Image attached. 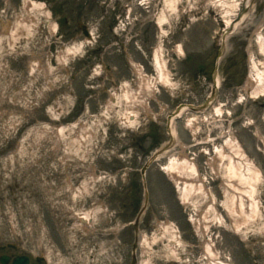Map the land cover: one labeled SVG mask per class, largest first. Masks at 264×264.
I'll list each match as a JSON object with an SVG mask.
<instances>
[{"label": "rangeland", "instance_id": "rangeland-1", "mask_svg": "<svg viewBox=\"0 0 264 264\" xmlns=\"http://www.w3.org/2000/svg\"><path fill=\"white\" fill-rule=\"evenodd\" d=\"M219 1L176 0L168 8L166 0H0L3 251L26 255L30 264H129L136 240L134 264L145 258L149 264H207L202 248L211 239L221 261L264 264V232L256 230L264 227V97L244 89L250 56L264 60L256 43L258 34L264 36V0L249 1L217 59L212 36L229 17ZM162 14L167 20L159 26ZM81 43L80 51L66 52ZM159 45L170 85L155 82L137 97L128 110L134 120L127 122L126 108L121 99L112 102L111 92L119 95L124 84L136 91L138 72L154 81L152 57ZM178 45L183 54L176 53ZM212 96L203 112L188 110L173 120L171 147L142 175L151 155L168 145L166 117L179 104L198 106ZM214 107L222 109L220 116ZM191 117L195 136L186 125ZM228 132L261 173L259 222H252L245 239L228 227L221 179L204 154L212 151L206 137L219 145ZM182 150L225 221L210 223L203 237L190 217L196 222L209 199L197 207L181 203L162 170ZM85 213L90 219L82 223ZM164 223L182 239L176 259L166 258L169 242L157 235Z\"/></svg>", "mask_w": 264, "mask_h": 264}, {"label": "bare ground", "instance_id": "bare-ground-1", "mask_svg": "<svg viewBox=\"0 0 264 264\" xmlns=\"http://www.w3.org/2000/svg\"><path fill=\"white\" fill-rule=\"evenodd\" d=\"M219 1V0H218ZM239 1L235 2H225L219 1L224 9V14L229 17L225 21V25L228 27L227 35L233 32L234 29L243 21L246 14L242 15V18L239 22L233 23L232 17L238 9ZM245 5H249L250 0H244ZM176 0H166V6L172 7L176 5ZM29 5L31 7L41 8L42 4L34 1H30ZM165 15H161L158 18V24L161 26L166 21ZM224 40V35L222 43ZM256 43L258 44L259 51L264 56V36L261 34L257 35ZM81 44L75 45L74 47L66 49L67 53H75L80 51ZM223 47V44L222 46ZM162 47L159 45L153 53V66L156 71L155 80H150L149 77L144 76L141 72H138V89L136 91L131 90L126 84H124L120 89L121 93L118 95L115 91L111 92L112 102L121 99V104L124 105L125 109V120L128 122V115H132V110L129 112V107L133 104L138 103L137 97L143 94H146L154 88V83H161L165 86L170 85V81L167 76L166 63L163 59ZM176 53L183 54L182 48L180 45L176 47ZM219 59V58H218ZM152 81V82H151ZM216 85H219L218 79L216 80ZM125 86V87H124ZM245 91H247L248 96L254 98L263 96L264 97V60L257 61L251 55L249 60V73L246 78V83L244 85ZM141 96V98H142ZM242 99V96L239 100ZM211 105V104H210ZM189 110L187 105L180 107L179 113L174 118L181 117L185 112ZM214 116H220L222 114V109L220 107H214ZM205 118V116H203ZM134 120V119H133ZM173 118L170 120V125L168 127V133L171 137V142L173 143L176 132L173 128ZM251 122L249 121V124ZM186 125L191 131L192 135L195 136L198 130L197 122L195 117L188 118L186 120ZM207 141H212V151H204L206 157L207 165L212 173V175L217 176L221 179V190L223 192V201L221 203L222 207L225 210L226 217L228 219V227L236 232L241 238H245L248 228L254 226L255 221L259 222L260 216V204L256 197V185L261 179V173L259 169L254 165V163L248 159L246 153L244 152L239 140L236 139L230 132L227 133L226 138L222 141L221 144L217 145L214 142V139H209L206 137ZM263 144H264V139ZM154 157V156H153ZM153 159V158H152ZM150 159L148 163L152 161ZM162 170L168 175V177L173 181L177 191L180 202L183 204H194L195 207L199 203L205 202L208 198L209 203L205 206V210L200 212L199 219L195 222L192 217V220L195 229L198 231L201 237L205 236L208 233L210 223L214 225H224L225 221L220 213L215 207L216 198L210 189L205 185V181L200 177L198 168L194 161L188 158L184 151L182 150L179 157H171L166 164L163 165ZM90 214L85 213L80 215L79 218L84 221V223L89 222ZM212 216V217H210ZM210 217L211 219H209ZM253 222V223H252ZM259 232H264V227L256 228ZM158 237L166 238L169 240L170 244L173 246L167 247L168 254L166 255L167 259H176L177 254H175L179 239L176 236L174 226L169 223L161 224L156 230ZM155 232V233H156ZM156 235L150 239V242L157 241L158 238ZM143 241L147 242V238L143 236ZM202 252L206 258L207 264H224L218 261L217 255L218 252L214 249L213 242L209 241L204 242ZM148 258H145L141 264H149L147 261Z\"/></svg>", "mask_w": 264, "mask_h": 264}, {"label": "flooded vegetation", "instance_id": "flooded-vegetation-1", "mask_svg": "<svg viewBox=\"0 0 264 264\" xmlns=\"http://www.w3.org/2000/svg\"><path fill=\"white\" fill-rule=\"evenodd\" d=\"M17 255H9L7 254L5 251L2 250V248L0 247V264H12L14 257H16ZM6 259V260H3ZM42 263V260L38 259L37 261H35V264H40ZM27 264H30V259L28 261Z\"/></svg>", "mask_w": 264, "mask_h": 264}, {"label": "water", "instance_id": "water-1", "mask_svg": "<svg viewBox=\"0 0 264 264\" xmlns=\"http://www.w3.org/2000/svg\"><path fill=\"white\" fill-rule=\"evenodd\" d=\"M243 10H244V8L240 11V13H238V15H237V17L235 18V20H238V19L240 18L241 13L243 12ZM163 151H164V149L161 150L159 153H162ZM143 171H144V168L142 169V172H143ZM22 261H24V263H25V259H17V261L15 262V264H21ZM24 263H22V264H24Z\"/></svg>", "mask_w": 264, "mask_h": 264}]
</instances>
